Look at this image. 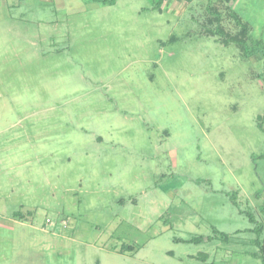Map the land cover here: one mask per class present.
<instances>
[{
    "label": "rangeland",
    "instance_id": "rangeland-1",
    "mask_svg": "<svg viewBox=\"0 0 264 264\" xmlns=\"http://www.w3.org/2000/svg\"><path fill=\"white\" fill-rule=\"evenodd\" d=\"M54 1L0 0V264H263L264 59L208 32L232 5ZM233 8L264 40V0Z\"/></svg>",
    "mask_w": 264,
    "mask_h": 264
},
{
    "label": "trees",
    "instance_id": "trees-1",
    "mask_svg": "<svg viewBox=\"0 0 264 264\" xmlns=\"http://www.w3.org/2000/svg\"><path fill=\"white\" fill-rule=\"evenodd\" d=\"M98 1H99V3H103V4H109V5L113 4V0H98ZM163 1L164 0H157L156 1V3H155L156 9H158L160 7V5L162 4ZM183 1H189L190 2L191 0H183ZM222 1H224L225 3H229L231 0H222ZM229 11H230V16L233 19L235 26L238 28L239 32L236 35L228 36L227 34L224 33L223 29L220 27L215 28L214 31L209 30L208 32L211 35L219 36L221 38V42L225 46H227L229 44H233V43L235 45H237L242 52V56L246 59H248L252 55L258 54V53L261 54V56L264 59V56H263L264 55V41L261 38H253L252 36H250V27H249L248 23L244 22L242 20V18L234 10H231L229 8ZM215 17H216L215 18L216 22H219V16H217V14H216ZM249 43L255 45V48L252 49L251 45H249ZM263 73H264V67H263ZM17 214L19 215L20 213H17ZM19 216H22V214ZM248 219H249L250 223H253V224L256 223L255 219L253 218V215L248 214ZM252 231L255 233L257 238L261 234V228L260 227H255L252 229ZM215 233H216V235H218V237L216 236L217 238H219L220 240H222L224 242L227 241V239H228L227 233L217 232V230H215ZM257 238L253 241V243L256 244V246H258L259 252H260V258L264 264V244H260L259 239H257ZM209 239H211V238L208 237V241H209ZM184 242L195 243V244L202 243L203 237L202 236H195V237H193L189 240H186ZM199 255L201 257L200 260H202V261H204L205 258L207 257V255H205V254H199Z\"/></svg>",
    "mask_w": 264,
    "mask_h": 264
},
{
    "label": "crops",
    "instance_id": "crops-1",
    "mask_svg": "<svg viewBox=\"0 0 264 264\" xmlns=\"http://www.w3.org/2000/svg\"><path fill=\"white\" fill-rule=\"evenodd\" d=\"M51 1H54V0H51ZM55 1H59V0H55ZM55 1H54V2H55ZM239 1H240V0H231L228 4H229V5H232V6H228V7H229L231 10H234V11H235V9L233 8V6L236 5V3L239 2ZM54 2H53V3H54ZM235 12H236V11H235ZM236 13H237V12H236ZM237 14H238V13H237ZM238 15H239V14H238ZM239 16H240V15H239ZM240 17H241V16H240ZM241 18H242V17H241ZM242 20H243L244 22H246L243 18H242ZM246 23H248V25H249V27H250V33H252V32H253V28H255L254 25L251 24L252 22H251V23H250V22H246ZM255 33H256V31H255ZM251 36H252V35H251ZM255 37H257V36H255ZM263 41H264V40H263ZM0 224H3V222L1 221Z\"/></svg>",
    "mask_w": 264,
    "mask_h": 264
}]
</instances>
